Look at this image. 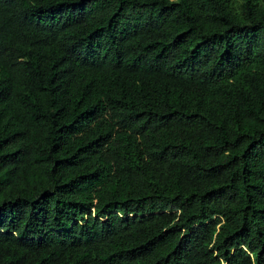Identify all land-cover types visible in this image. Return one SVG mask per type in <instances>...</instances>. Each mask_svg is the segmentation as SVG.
<instances>
[{
	"label": "trees",
	"instance_id": "16d2710c",
	"mask_svg": "<svg viewBox=\"0 0 264 264\" xmlns=\"http://www.w3.org/2000/svg\"><path fill=\"white\" fill-rule=\"evenodd\" d=\"M0 264H264V0H0Z\"/></svg>",
	"mask_w": 264,
	"mask_h": 264
}]
</instances>
